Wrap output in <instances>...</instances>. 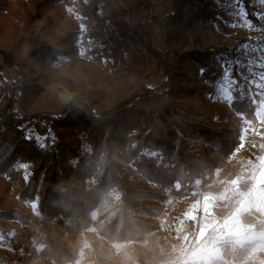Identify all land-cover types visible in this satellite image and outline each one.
<instances>
[{
    "label": "rangeland",
    "instance_id": "rangeland-1",
    "mask_svg": "<svg viewBox=\"0 0 264 264\" xmlns=\"http://www.w3.org/2000/svg\"><path fill=\"white\" fill-rule=\"evenodd\" d=\"M33 1L44 0H0V210L18 208L37 216V201L20 197V193L38 159L25 161L24 155L18 154L5 169L2 158L12 154L22 140L28 146L46 148L55 139L72 143L77 134L85 136L87 132L77 133L76 127L48 119H33L12 129L6 123L11 119L7 114L11 95L18 96L12 107L16 116L47 113L60 117L71 112L76 102L103 113L144 88L159 86L165 76L156 58L138 40H126L118 58L116 53L95 49V41L88 37L95 22L82 12V0H55L38 10ZM83 1L90 6L93 0ZM94 1L106 7L108 22L122 27L124 23L130 27L134 19H151L150 42L167 51L169 66L174 69L182 52L234 47L233 57L211 55L203 65L186 60L179 69L181 81L175 85L172 103L218 134L237 129L239 138L223 166L214 170L212 180L205 187L196 180L197 187L185 208L173 215L175 242L164 259L153 263L147 241L111 242L90 227L71 240L77 244V257L66 264H264V180L258 178L264 162V0H204L213 12L211 19L179 29L169 19L175 0ZM72 30L78 31L75 57L57 55L51 63L30 61L35 43L54 45ZM3 53L20 64L19 73ZM209 68L211 72L205 75ZM235 73L255 104L256 122L231 107ZM87 118L85 111L83 125ZM192 142L199 150L211 146L195 137ZM80 148L89 151L90 143L85 141ZM125 172L135 186H155L135 180L132 164L125 165ZM175 185L179 186L178 182ZM106 193L109 197L102 200L105 207L120 196L114 186L107 185ZM91 214L95 217L96 210ZM20 226L18 220L0 218V254L9 257L15 253L11 240ZM32 245V253L43 248ZM229 254L241 259L233 261ZM50 263L54 264L32 255L17 264Z\"/></svg>",
    "mask_w": 264,
    "mask_h": 264
},
{
    "label": "trees",
    "instance_id": "trees-1",
    "mask_svg": "<svg viewBox=\"0 0 264 264\" xmlns=\"http://www.w3.org/2000/svg\"><path fill=\"white\" fill-rule=\"evenodd\" d=\"M54 1L33 2L38 10ZM203 2L175 0L170 21L177 24L179 29L211 19L213 12ZM81 7L82 12L95 22L94 29L88 34L96 43L95 49H101L103 53H116L118 58L121 57L120 51L126 40H138L156 58L165 78L159 86L144 88L141 93L103 113L92 112L84 104L76 102L71 112L60 117L47 113L16 116L12 107L18 96L11 95V102L7 106V114L11 119L6 122L10 128L17 129L33 119H48L64 126L68 124L76 127L77 133L85 130L87 135L77 134L72 143L55 139L46 148L28 146L22 140L15 145L12 154L2 158L1 165L5 169L17 159L18 154H23L25 161L38 159L20 197L36 200L39 214L36 216L18 208L0 210V218L21 223L15 239L11 240L15 253L9 257L0 254V264H17L32 255L53 261L54 264L71 263L77 257V244L71 240H77L90 227L111 242L147 241L153 263L162 260L175 242L171 226L173 215L185 208L192 190L197 187L195 181L199 180L200 187H205L212 180L214 170L223 166L238 145L237 129L223 130L218 134L205 124L191 120L187 109H179L172 103L175 85L181 81L180 70L186 60L203 65L211 55L221 56L224 53L233 57L234 47L205 53L197 50L182 52L176 61V70L169 66L167 51L156 48L150 42L151 19H134L130 27L125 23L122 27L108 22L106 7L98 6L94 0L90 6L82 0ZM77 38L78 31L72 30L54 45L37 42L29 56L30 61L51 63L57 55L73 58L77 55ZM3 55L15 73H19L20 64L14 62L7 53ZM208 70L205 75L211 72V68ZM234 75L237 82L231 107L251 122H256L255 104L241 76L238 73ZM85 111L88 112V118L83 125L81 117ZM194 137L211 146L197 149L192 142ZM85 141L90 143L89 151L80 148ZM71 161L75 163L71 165ZM127 164L135 166V180L140 178L153 182L155 186L148 189L133 185L125 172ZM176 182L179 186L175 185ZM107 185L114 186L120 196L105 207L102 200L109 197ZM145 201L156 203L144 204ZM94 210L95 217L91 214ZM33 243L41 244L43 248L38 253H32ZM223 252H226V248ZM227 256L233 261L241 259L239 255L235 258L231 254ZM217 264L228 263L219 261Z\"/></svg>",
    "mask_w": 264,
    "mask_h": 264
},
{
    "label": "crops",
    "instance_id": "crops-1",
    "mask_svg": "<svg viewBox=\"0 0 264 264\" xmlns=\"http://www.w3.org/2000/svg\"><path fill=\"white\" fill-rule=\"evenodd\" d=\"M260 173L258 175V178H262V180H264V162L262 164V167L260 168Z\"/></svg>",
    "mask_w": 264,
    "mask_h": 264
},
{
    "label": "snow or ice",
    "instance_id": "snow-or-ice-1",
    "mask_svg": "<svg viewBox=\"0 0 264 264\" xmlns=\"http://www.w3.org/2000/svg\"><path fill=\"white\" fill-rule=\"evenodd\" d=\"M25 167H26V165H25Z\"/></svg>",
    "mask_w": 264,
    "mask_h": 264
}]
</instances>
